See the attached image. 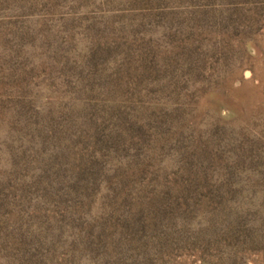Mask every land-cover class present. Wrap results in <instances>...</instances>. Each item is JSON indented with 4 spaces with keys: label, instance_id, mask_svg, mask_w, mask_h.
I'll return each instance as SVG.
<instances>
[{
    "label": "rangeland",
    "instance_id": "obj_1",
    "mask_svg": "<svg viewBox=\"0 0 264 264\" xmlns=\"http://www.w3.org/2000/svg\"><path fill=\"white\" fill-rule=\"evenodd\" d=\"M0 264H264V0H0Z\"/></svg>",
    "mask_w": 264,
    "mask_h": 264
}]
</instances>
